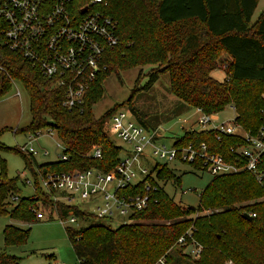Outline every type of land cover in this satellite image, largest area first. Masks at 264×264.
Segmentation results:
<instances>
[{
    "label": "trees",
    "instance_id": "1",
    "mask_svg": "<svg viewBox=\"0 0 264 264\" xmlns=\"http://www.w3.org/2000/svg\"><path fill=\"white\" fill-rule=\"evenodd\" d=\"M256 6L257 0H107L106 13L117 23L119 41L107 50L105 68L96 74L82 102L74 108L63 106V90L47 87L48 79L19 53L2 45L0 35L3 68L0 95L9 88L11 80H18L27 93L30 114L28 124L21 131L34 133L40 128H50L61 142L60 153L65 154L64 159L36 163L30 151L13 148L20 152L24 167L33 176L34 192L18 196L17 176L6 177L2 162L0 213L6 212L4 198L7 191H12L17 201L9 208L11 216L36 220L37 214L30 206L36 205L38 196L52 204L57 219L69 212L82 220L92 215L75 204L52 200L40 187L37 174L73 168L95 167L101 171L113 168L121 147L109 136L105 118L115 106L100 117L91 111L101 94L100 82L108 73L155 65L147 74L144 88L155 80L157 73L165 72L171 94L182 103L201 108L206 114H218L231 106L235 111L234 121L242 129L256 132L264 110V97L257 95L253 100L248 94L264 88V8L251 22ZM187 23L182 35L176 37L178 27ZM219 52L228 56L226 71L220 80L211 74L217 68ZM139 77L138 74L136 81ZM127 107L139 123L154 129L144 123L136 107ZM189 140L205 141L209 150L236 162L238 156L230 146L244 139L238 133H222L217 138L213 129L184 131L175 139L176 143ZM93 146L99 147L100 156H92ZM258 167L260 178L247 169L212 175L200 192L198 205L191 206L174 201L157 182L172 178L178 181V177L167 163H156L152 168L154 175L144 176L149 182L148 189L144 188L143 178L132 188H126L148 192L147 205L133 214L143 220L116 225L66 224L64 232L79 264H153L159 257L174 264L182 258L188 264H224L227 258L233 264H264V199L239 203L264 195V154ZM216 207L221 209L191 215L202 208ZM243 212L255 214L246 218ZM190 225L191 229H187ZM26 234V229L13 225L3 228L6 244L20 242ZM179 236L183 237V243L177 241ZM186 244L200 245L198 257L188 258L181 251ZM0 264H20V257L0 250Z\"/></svg>",
    "mask_w": 264,
    "mask_h": 264
},
{
    "label": "built area",
    "instance_id": "2",
    "mask_svg": "<svg viewBox=\"0 0 264 264\" xmlns=\"http://www.w3.org/2000/svg\"><path fill=\"white\" fill-rule=\"evenodd\" d=\"M106 7L107 0H0L2 45L19 53L48 79L47 87L61 88L63 106L77 107L96 74L105 68L107 50L119 41L117 23L106 13ZM0 72H3L1 66ZM195 109L200 113L196 119L197 127L190 126L182 129L183 132L213 129L217 138L222 133H238L244 140L230 146L238 156L236 162L209 150L205 141L176 143V136L168 145L158 142L155 129L130 119L129 115H134L129 109L126 112L116 107L105 118L107 132L123 142L121 154L112 169L101 171L89 167L47 171L37 174L38 183L54 201L68 204H75L74 200L92 202L95 207L90 213L95 217H118L120 222H127L135 218L133 214L137 210L147 205L149 194L126 188H132L143 178L144 188L148 189L149 182L144 176L154 175L152 168L156 163L183 162L212 175L247 169L260 178L258 164L264 154V110L257 131L249 132L242 129L234 118L231 122L219 123L218 114H206L201 108ZM45 129L49 134L53 132L50 128ZM40 132L39 129L29 133L27 142ZM20 149L35 152L26 144L20 145ZM91 154L100 156L99 147L93 146ZM58 156L65 158V154ZM58 219L64 223L82 220L71 212ZM177 241L183 243V237L179 236ZM188 251L198 256L200 245L189 246ZM156 263L168 264L163 257L157 258ZM52 264L63 263L53 261ZM225 264L233 262L227 260Z\"/></svg>",
    "mask_w": 264,
    "mask_h": 264
},
{
    "label": "rangeland",
    "instance_id": "3",
    "mask_svg": "<svg viewBox=\"0 0 264 264\" xmlns=\"http://www.w3.org/2000/svg\"><path fill=\"white\" fill-rule=\"evenodd\" d=\"M264 8V0H257L256 9L253 12L251 22H254ZM189 23L179 26V32L176 37L182 35ZM175 29V28H173ZM169 30V29H168ZM163 30V31H168ZM173 31V30H172ZM228 62V56L219 52L217 57V68L212 71V75L220 80L224 77L225 67ZM156 66L145 64V66H133L119 70L117 74H106L101 82V94L91 107L92 114L95 117L102 116L111 108L117 107L120 110L128 111L127 106L136 107L141 113V117L149 126L155 128L154 132L158 136V142L169 144L176 136L180 135L188 127H197L196 119L200 113L195 108L188 106L175 98L168 84V74L165 72L157 73L155 80L146 88L143 87L147 80L148 72ZM139 74V79L136 77ZM249 88V84H246ZM134 90V91H133ZM133 91V92H132ZM132 93V96H131ZM253 100L257 95L264 97V88L257 92H248ZM131 96L129 104L126 100ZM235 116V111L231 106H227L218 113L219 123L231 122ZM130 119H135L129 115ZM30 114L28 107V96L18 80H11L9 88L0 95V164L3 162L6 177L17 176L15 180L16 194L18 196H29L34 192V184L31 181L33 176L28 169L24 167L22 155L17 149L20 145H30L35 151L31 153L36 163L51 161L58 158L62 145L55 132L50 134L45 128H40L41 132L31 137L27 142L30 132L21 131L28 122ZM184 119V122L182 120ZM115 144H123L122 140L112 133L108 132ZM18 150V149H17ZM46 150V153L43 151ZM22 152V151H21ZM26 154V152H24ZM121 152L118 153V156ZM150 164L148 162L147 166ZM31 165L33 163L31 162ZM178 177L175 179L158 180L166 193L180 205L197 206L201 190L212 178V174L201 168H192L183 162H168ZM27 179L28 181H25ZM15 192L7 191L4 201L7 202L6 212L0 213V250L20 257V264H52L53 261L63 264H79L72 247L64 232V225H79L91 222H104L111 225L120 223V218H97L91 215L87 219L78 220L75 223H64L54 217V209L51 203H46L38 196L36 205L30 206L31 210L37 214L36 220H28L11 216L9 208L17 201ZM264 199V195H258L254 198L243 199L239 203H249L254 200ZM74 203L80 208H85L93 212L95 203L81 200H74ZM238 203V202H237ZM221 208H202L191 213L193 217L204 213L220 210ZM143 220L135 217L132 221ZM5 225H13L18 228L26 229L27 234L24 240L17 243L6 244L3 239V228ZM191 229V225L187 229ZM176 244V243H175ZM191 245L182 246V252L186 253L188 258H196L188 251ZM231 260V258H227ZM227 261V260H226ZM224 261V264L225 262ZM174 264L173 261H165ZM178 264H188L189 261L178 260ZM153 264H160L154 263Z\"/></svg>",
    "mask_w": 264,
    "mask_h": 264
},
{
    "label": "water",
    "instance_id": "4",
    "mask_svg": "<svg viewBox=\"0 0 264 264\" xmlns=\"http://www.w3.org/2000/svg\"><path fill=\"white\" fill-rule=\"evenodd\" d=\"M242 215L246 218H251V215L248 212H243Z\"/></svg>",
    "mask_w": 264,
    "mask_h": 264
},
{
    "label": "crops",
    "instance_id": "5",
    "mask_svg": "<svg viewBox=\"0 0 264 264\" xmlns=\"http://www.w3.org/2000/svg\"><path fill=\"white\" fill-rule=\"evenodd\" d=\"M256 9V8H255ZM155 129V128H154Z\"/></svg>",
    "mask_w": 264,
    "mask_h": 264
}]
</instances>
